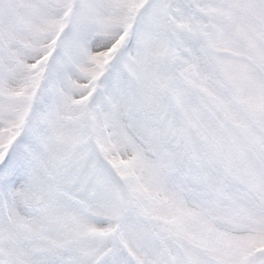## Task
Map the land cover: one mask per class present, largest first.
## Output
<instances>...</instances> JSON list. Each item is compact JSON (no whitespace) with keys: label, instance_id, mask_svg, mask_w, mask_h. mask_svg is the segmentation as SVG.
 <instances>
[{"label":"snow or ice","instance_id":"obj_1","mask_svg":"<svg viewBox=\"0 0 264 264\" xmlns=\"http://www.w3.org/2000/svg\"><path fill=\"white\" fill-rule=\"evenodd\" d=\"M0 264H264V0H0Z\"/></svg>","mask_w":264,"mask_h":264}]
</instances>
